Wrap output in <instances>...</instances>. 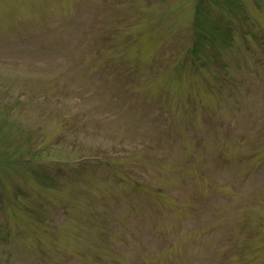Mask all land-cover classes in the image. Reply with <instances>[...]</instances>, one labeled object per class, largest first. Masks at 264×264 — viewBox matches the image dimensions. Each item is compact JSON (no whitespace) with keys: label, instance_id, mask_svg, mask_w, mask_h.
<instances>
[{"label":"rangeland","instance_id":"rangeland-1","mask_svg":"<svg viewBox=\"0 0 264 264\" xmlns=\"http://www.w3.org/2000/svg\"><path fill=\"white\" fill-rule=\"evenodd\" d=\"M0 264H264V0H0Z\"/></svg>","mask_w":264,"mask_h":264}]
</instances>
